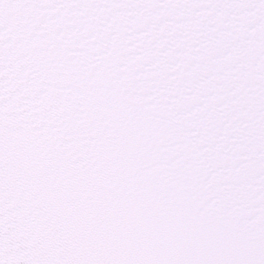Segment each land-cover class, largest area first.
Listing matches in <instances>:
<instances>
[{
    "label": "snow or ice",
    "instance_id": "snow-or-ice-1",
    "mask_svg": "<svg viewBox=\"0 0 264 264\" xmlns=\"http://www.w3.org/2000/svg\"><path fill=\"white\" fill-rule=\"evenodd\" d=\"M0 264H264V0H0Z\"/></svg>",
    "mask_w": 264,
    "mask_h": 264
}]
</instances>
